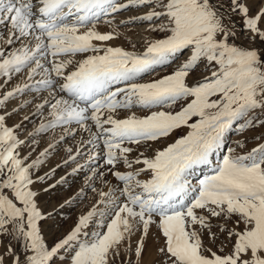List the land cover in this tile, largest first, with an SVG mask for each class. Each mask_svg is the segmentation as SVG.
<instances>
[{"label":"snow or ice","instance_id":"1","mask_svg":"<svg viewBox=\"0 0 264 264\" xmlns=\"http://www.w3.org/2000/svg\"><path fill=\"white\" fill-rule=\"evenodd\" d=\"M148 4L163 11L153 10L138 19L165 17L167 24L160 25L165 38L149 42L141 54L93 43L116 38L114 33L95 30L101 16ZM233 17L242 23L237 25ZM0 26L7 29L6 43L21 44L9 53L0 51V76L10 79L25 69L35 76L40 70L45 74L40 81L45 89L66 93L67 99L45 101L53 109L49 126L75 123L85 131L94 126L97 131L89 143L102 141L108 171L123 183L125 197L119 203L112 201L110 222L101 225L106 232L88 241L80 239L96 215L94 208L79 218L64 239L49 246L42 232L47 216L30 174V167L36 165H23L16 154L20 141L0 115V237L21 241L25 250L21 261L11 245L7 247L13 264H55L61 250L72 244L78 250L71 264H110L120 246L130 243L137 232L141 239L135 254L140 264L153 225L163 237L159 264H264V145L247 155L236 156L229 150L228 155L214 159L237 121H243L241 132L257 122L264 126V0H132L131 4L0 0ZM241 38L261 47L238 45L236 40ZM185 49L192 55L172 74L150 83L136 82L170 64ZM78 54L82 59L74 61ZM202 61L205 67L215 64L218 68L211 77L190 85L187 78ZM177 104L179 111L160 110ZM136 106L151 114L119 118L121 109ZM185 128L186 135L153 156L140 153L135 160L129 159L133 149L125 144L147 151L150 142ZM133 164L143 167L134 172L118 168ZM203 168L211 169V174L194 186L191 178ZM142 173L150 179H138ZM38 179L43 182L44 177ZM229 223L233 226L228 227ZM220 233L226 234L227 241ZM0 264H6L5 255H0Z\"/></svg>","mask_w":264,"mask_h":264},{"label":"rangeland","instance_id":"2","mask_svg":"<svg viewBox=\"0 0 264 264\" xmlns=\"http://www.w3.org/2000/svg\"><path fill=\"white\" fill-rule=\"evenodd\" d=\"M119 1L118 3H120ZM156 10V12L163 11L160 7ZM128 11L132 12L133 10L128 9ZM146 13L143 12L142 14ZM233 19L236 20L237 25L242 23L239 17H233ZM100 20L96 22L95 30L102 34L114 33L116 36L113 40L103 42V44L102 42H93L101 44V46L120 47L126 51L141 54L146 50L149 42L163 39L166 36V33L160 30V27L140 30L139 28L144 24L111 26L102 19ZM84 30L81 29V31ZM237 33L238 35L241 33L239 27H237ZM8 39L7 29L0 26V51L9 53L21 46L19 41L9 45L6 43ZM236 43L245 47H261L259 43L249 45L248 41L243 38L236 40ZM188 51V49H185L179 53L170 64L156 68L153 72L138 77L136 82L150 83L172 74L184 62H180L175 67H173V64L179 60L181 55L183 56ZM73 59L74 61L79 60L82 59V56L78 54ZM41 62L50 67L47 61L42 60ZM205 63L202 61L190 73L187 83L192 85L197 81H202L205 77H211L212 71L218 68L215 64L205 67ZM148 74H152L153 77L145 80V76ZM43 79H45V74L40 70L35 76H30L27 69L20 73H13L10 79L6 76H0V100L4 101L3 105H0V115L5 117V126L11 128L20 141L16 154L23 161V165L26 167L36 165L35 167H30V174L35 181L33 189L39 192L37 197L39 206L47 216L46 221L42 222V232L46 242L49 246H52L55 242L64 239L77 226L79 218L95 208L96 215L89 225L82 230L80 235L82 241H88L97 233L106 232V227H101V225H107L110 222L113 212L112 201L115 200L119 203L125 200L121 193L123 183L118 181L108 171L110 166L105 163L102 151L99 152L100 159H91L97 144L89 143L90 140L94 139V133L97 131L94 126L91 127L90 131H85L80 125L75 123L56 127L49 126L54 121L53 109L45 101H48L50 97L53 99L59 94H57L58 91L53 90L51 92L49 90L50 93L48 94L46 92L48 91L47 89L41 95H35L33 82L39 80L38 82L40 83V80L42 81ZM18 87L22 91H16ZM9 92L14 93V95L8 97L7 94ZM60 96H57L56 99ZM183 103H187V101ZM160 110L179 111L180 104ZM133 113L138 117L151 114L149 110L136 106L131 110L121 109L118 115L119 118L123 119ZM242 123L243 121H237L233 125V128L226 135L222 150L216 154L214 159L219 160L224 155H228L229 150H232V154L236 156L247 155L253 149L264 145V126L257 122L256 127L241 132L239 129ZM89 125H91V122H89ZM187 132V128L176 130L170 137L150 142L151 148L147 151L145 147L135 144H125L124 146L133 149L129 156L131 160H135L140 153L151 157L157 150H162L169 144L174 143L176 139L186 135ZM100 145L102 148V141ZM238 145H243V147ZM92 146L93 149L91 148ZM97 160L100 162H95ZM142 167L143 165L136 164H133L132 168H127L123 165L118 166L121 172H134ZM213 167H215V164ZM205 171L207 172L206 168L201 169L191 178V182L196 179H202L205 176ZM207 174H211V171ZM39 177H44L43 182L39 181ZM138 179L147 180L150 179V176L142 173ZM136 191L140 190L136 189ZM101 193H107L108 195L101 196ZM101 213H104V215H101ZM213 223H217V221L214 219ZM232 226L231 223L228 224V227ZM240 227L242 228L243 225H240ZM214 231L219 232V229H214ZM220 237L222 240L227 241L226 234L220 233ZM139 239H141V234L137 232L132 236L130 243L120 246L119 254L111 258L110 264H137L138 258L135 252ZM0 240H3V244L0 245V255L6 256V264H13L11 256L6 251L9 245H11L21 261L25 259V250L21 241H17L11 236L0 237ZM205 241L207 242V237H205ZM144 242L145 250L140 264H159L161 254L158 253V248L163 245V237L155 225L150 227L149 234ZM219 243L220 241H217V246ZM230 248L231 245L229 244L226 250H230ZM76 250L78 249L75 244H72L66 250H61L55 258V264H71ZM213 250L215 251L216 247H213Z\"/></svg>","mask_w":264,"mask_h":264},{"label":"bare ground","instance_id":"3","mask_svg":"<svg viewBox=\"0 0 264 264\" xmlns=\"http://www.w3.org/2000/svg\"><path fill=\"white\" fill-rule=\"evenodd\" d=\"M120 3H123V4H131V2H132V0H123L122 2H121V0L119 1ZM139 8H142V9H139ZM158 8V7H157ZM156 8V5L155 4H148V5H142V6H139V7H127V8H124V9H122L121 11H118V12H115V13H112V14H110V15H105V16H101V18L100 19H102L105 23H107L108 25L110 24L111 26H119V25H129L130 26V24L131 25H137V24H144L143 26H139L140 28V30H143V29H145V28H154V27H160V25L161 24H167V19L165 18V17H163V16H161L159 19H153L152 21H148V20H141V19H138V18H140V17H143V16H145V15H147V14H149L150 12H152L153 10H156L157 9ZM128 9H132L133 11L131 12V11H128ZM123 11H126V12H123ZM157 11V10H156ZM143 12H147L146 14H142ZM131 13H133V14H131ZM71 20H74V17H70V21ZM101 21V20H100ZM109 21H110V23H109ZM100 23V22H99ZM129 28V27H128ZM130 29V28H129ZM156 29V28H155ZM192 55V52L189 50L187 53H184L183 54V56L181 55L180 56V58H179V60H177V62H175L174 64H173V67H175V66H178V64L180 63V62H185V61H187L189 58H190V56ZM204 62V61H203ZM203 65H204V63H203ZM180 66V65H179ZM159 68V67H158ZM199 68H201V67H199ZM202 69V68H201ZM146 78H145V80L146 79H150V78H152L153 77V75L152 74H148L147 76H145ZM40 79V78H39ZM138 79V78H137ZM39 81V80H38ZM37 80H35L34 82H33V85L35 86L34 88L35 89H33V90H35V92H36V94L35 95H41V93H43V91L44 90H47V89H45L44 88V86L41 84V83H39ZM41 81V80H40ZM123 85H121V87H122ZM48 94L51 92V90H50V92H49V90L48 91H46ZM57 92V91H56ZM55 92V93H56ZM57 94H59V95H61V96H63L65 99H67L68 97H67V94L66 93H57ZM59 95H57V96H59ZM50 96V95H49ZM49 96H47V98H49ZM56 96V95H55ZM56 96V97H57ZM56 97L55 98H49V102H53L54 103V101H55V99H56ZM59 98V97H58ZM89 123V122H88ZM100 143H101V141L98 143L97 142V144L95 145V153L92 155L93 156V158H91V159H94V158H99L100 159V157L101 156H99V152H101V145H100ZM92 145V144H91ZM92 149H93V146L91 147ZM102 154V153H101ZM102 156H103V154H102ZM93 162V161H92ZM91 162V163H92ZM95 162H100V161H95ZM88 163V162H87ZM103 167V166H102ZM206 170H207V172L205 173V175H209V174H207V173H209L210 171H211V169H209V168H206ZM199 171H201V169H198L197 171H196V174L199 172ZM195 174V175H196ZM192 181V180H191ZM192 184L195 186V185H197L198 184V180L196 179V180H194V182H192Z\"/></svg>","mask_w":264,"mask_h":264}]
</instances>
